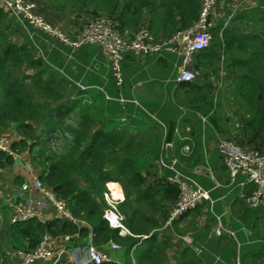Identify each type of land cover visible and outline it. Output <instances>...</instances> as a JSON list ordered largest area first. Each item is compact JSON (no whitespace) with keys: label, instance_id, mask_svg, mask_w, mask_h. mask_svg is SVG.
Returning <instances> with one entry per match:
<instances>
[{"label":"crops","instance_id":"crops-1","mask_svg":"<svg viewBox=\"0 0 264 264\" xmlns=\"http://www.w3.org/2000/svg\"><path fill=\"white\" fill-rule=\"evenodd\" d=\"M32 1L35 3L36 12L49 24L69 29L72 24L79 26L66 9L57 10L48 0ZM235 1L240 2V0ZM244 1L250 3L255 10H259L255 7L258 4L257 0ZM245 15L247 16L245 17ZM262 15L264 16V14ZM262 15L257 16V19L263 18ZM248 17L249 13L241 11L235 18L244 20ZM142 18H144L143 20L147 18L145 11ZM27 27L32 26L27 24ZM222 29L221 27L219 29L221 36ZM38 31L51 58L58 64H54V66L44 53L43 56L54 68L57 67L56 69L63 73L66 80L74 81L80 88H96L104 94V99L108 100V103L104 102L103 107L108 106L112 112L97 119L96 127L105 126L108 129L115 127L114 120H116L117 114L119 116L122 112L117 109L120 106L116 100L117 95L120 94L127 99L133 98L139 102L138 105H135L130 101H125L123 107L126 122L129 125L126 128V134L138 133L139 137L145 141L143 149L139 152L141 158L138 159L140 161L137 162V168L143 177V181L138 187V193L130 188L124 198L121 184L118 181L107 180L104 183L106 197L113 198L118 209L119 204L124 200L127 205L125 212H119L123 217L122 222L128 230L123 235L146 230L147 234L154 233L155 240H160L159 233L166 234L167 236H163V238L168 239L169 246L178 249L186 245L181 243L177 237V232L182 231V234L191 238L193 244L201 246L199 255L202 258V264H229L235 259V256H239L242 264H264V214H259L256 210L260 207L252 209V207L240 206L235 188L240 186L238 182L242 176L237 174L236 182L227 184V171L222 165L216 149L218 137L223 136L236 141L244 140L241 133L236 134L231 129L224 127L225 122L222 121V90L217 96L218 88L216 86L220 81L219 77L222 80V65L210 60L207 55L201 57V54L198 53L189 64L195 70L196 78L184 86L182 83L174 81L173 66L178 59L172 52L162 50L160 53H148L139 57L135 52L127 50L123 54L121 68L124 85L118 88L114 84L109 65L106 64L102 53L100 54L98 43L91 50L81 52L80 49L71 50L59 39L49 37L41 30ZM158 32L164 34L162 31ZM206 47H204V51ZM195 64L200 68L199 71L194 68ZM212 71L216 73L213 74ZM228 76L233 77V74L230 73ZM206 98L212 100V106L208 104V101H205ZM200 116H205V120H202ZM209 116H211V121ZM169 118L174 120V128L170 141L165 142L164 135ZM151 119H156L157 122H153ZM2 134L12 143L16 140V133L12 129H8ZM184 144L188 145L187 149L183 148ZM149 146L152 149H147ZM19 152L21 153L20 158H29L25 150H19ZM0 158L12 157L8 155V157L0 156ZM170 163L171 167H169ZM0 164H2L0 170V212L2 215L0 238L5 240V244L10 248L7 234L9 221L5 225L3 224V213H7L8 216L13 207L24 200L17 198L10 201L9 196L17 191L19 184L28 177L21 160L5 162L0 160ZM35 171L38 174L36 169ZM176 171L181 173L188 182L198 183L207 188L212 202L203 201L201 203L203 206L195 210L197 212H190L191 209L185 211L171 223V226L161 228L163 221L159 226L154 224L161 219L155 202L160 199V205L164 203L165 209L169 207L172 199L162 198L163 193L161 192L163 186L170 183L169 178ZM249 187L250 184H243L245 190ZM36 195V191L30 189L25 192L24 198H32ZM246 208L252 209H249L247 223L240 218V214ZM225 210L228 213V221L224 217ZM49 214L47 212L45 218L49 217ZM214 214L223 216L224 226L232 230L233 235L224 230L220 235L214 234L212 226L209 225V216L213 217ZM77 221L87 225L86 232L83 234L72 233L68 240L51 238L48 241V247L52 253L35 264H79L84 259L85 247L88 242H92L91 230L83 220L77 219ZM232 224H235L236 227L233 228ZM238 227L240 233L236 235ZM143 236L146 237V234L142 233L141 237ZM109 241L112 240L97 245L108 252L112 261L123 264V250L121 247L111 249ZM143 245L144 242L140 241L136 246L131 247L129 255L133 260L138 258V253L143 249ZM168 254L172 255L173 253L168 252ZM7 260L8 257L4 250V257L0 258L2 264H19V258L14 251H10L9 262ZM130 262H132L131 259Z\"/></svg>","mask_w":264,"mask_h":264},{"label":"trees","instance_id":"trees-1","mask_svg":"<svg viewBox=\"0 0 264 264\" xmlns=\"http://www.w3.org/2000/svg\"><path fill=\"white\" fill-rule=\"evenodd\" d=\"M51 1L55 9L62 10L69 8L66 6L69 3L82 5L92 0ZM257 1V7L259 10L261 8L264 14V0ZM104 3H108V0H104ZM110 7L111 11L118 7V11L112 16L116 19L121 33L123 28L130 24L136 28L139 24L145 23L154 34L167 36L176 28L185 27L196 20L199 0H112ZM144 11L147 15L146 20L142 18ZM113 12H110V15ZM6 19L7 12L0 6V134L8 129L16 133L13 146L27 152L29 161L38 172V177L54 195L65 201L68 210L76 219L83 220L90 226L92 243L97 245L108 240L120 242L124 261L126 264H131L129 251L132 245L136 246L143 241L144 247L138 253V258L134 260L135 264H147L152 254L162 249L165 240L161 239L159 240L161 242H157L154 233L147 234L146 230L133 232L131 235H119L117 229L110 227L101 216L106 207L103 191L107 180H116L121 184L124 198L130 188L138 193L143 177L137 168V162L140 161L138 158H141L139 152L143 149L144 139L140 138L138 133L126 134L129 125L121 105L117 107L119 112L120 110L122 112L119 116L117 114L113 129L105 126L96 127L97 119L112 112L108 106L103 107L104 102L108 103V100L104 99V94L93 87L80 88L74 81L66 80L63 73L54 68L46 57L34 56L30 50L31 41L26 31V29L30 30L29 27L24 32L27 42L10 39L4 30L9 28L11 20L6 21ZM216 25L218 24L215 23L209 28L211 38L209 42L216 38ZM221 34L222 41L218 39L214 40V43L218 44V48L221 47L223 52L233 48L239 51L246 50L245 41L248 37L246 32L232 27L222 29ZM207 47L205 51L203 48L196 55L198 53L201 57L207 55L213 61L218 52L216 55L209 53ZM258 51L254 49L250 54L253 56ZM249 59L250 56L232 55L227 62L228 66H235L239 70L236 76L239 82L253 71V69H250V72L244 69L250 63ZM43 66L59 76L56 78L57 82L52 72L43 76L45 71ZM121 77V84L116 85L118 88L124 85L122 72ZM60 78L66 80L70 91L74 93L72 97L68 95L65 86L57 88L58 82L62 83ZM179 83L188 85L184 81ZM205 101H208L210 106L213 105L210 98L208 100L206 98ZM130 103L139 104L133 101ZM120 116H123V119H120ZM209 120L211 121V116ZM151 121L157 122L156 119ZM242 126L250 131L255 130L256 127L264 131L263 102L256 105L253 115L248 119L247 124ZM147 149L152 148L149 146ZM0 156L8 157L3 152H0ZM9 160L10 158H3L2 161ZM161 193H163L162 198L173 200L177 187L172 183L165 184ZM156 202L161 219L154 224L159 226L165 218L167 209L164 203L159 204L160 199ZM126 207L124 200L119 204L120 210L116 208L119 212H125ZM249 209L251 208L244 209L240 214V218L245 223L250 214ZM87 229L86 224L68 219L51 217L41 222L36 218H28L9 222L8 245L10 251L15 249L11 246V242L14 241H17L15 243L21 248H31L44 232L50 235L83 234ZM142 233H145L146 237H141ZM173 257L175 258L173 264H202L200 255L195 254L188 244L183 245L179 249L178 256ZM97 264L117 263L102 261Z\"/></svg>","mask_w":264,"mask_h":264},{"label":"built area","instance_id":"built-area-1","mask_svg":"<svg viewBox=\"0 0 264 264\" xmlns=\"http://www.w3.org/2000/svg\"><path fill=\"white\" fill-rule=\"evenodd\" d=\"M216 1L199 0L196 20L185 27L176 28L167 36L154 34L145 23L139 24L133 34L124 35L119 31L117 21L111 15L96 14L86 21L78 32L68 37L59 27L49 24L36 12L35 3L32 0H0V6L7 14L15 17L24 27L30 24L34 28L45 32L49 37L59 39L70 48H77L85 42L98 43L100 51L108 59L114 84L120 85L122 82L121 64L123 54L127 50L135 52L139 57H143L148 53L156 54L162 50H168L175 54L178 59L173 66L174 81L188 82L195 79L196 72L189 64L195 54L209 43V28L215 25ZM26 31L28 32L29 30L26 29ZM31 33L32 31L28 32L29 36H31ZM116 100L122 108L125 101L136 103L135 99H127L120 94L116 96ZM200 117L205 120V116ZM120 119H123V116H120ZM183 148L187 149L188 145L184 144ZM216 149L220 156V161L227 171V184L236 182L237 174L242 176V179L238 182L240 186L236 194L238 202H241V204L239 203L240 206L264 207V148L243 146L239 141L222 136L218 137ZM0 152L11 156L10 160L12 161L21 160L28 177V179L23 180L19 184L18 190L9 196L10 201L17 198L24 199L16 204L9 213L8 221L10 223L28 218H36L43 222L51 217L77 221L68 210L65 201L54 195L49 187L38 177L29 158H20L21 153L4 134H0ZM0 159L3 160V158ZM169 167H171V163ZM1 169L2 164H0ZM169 182L177 187V193L167 208L161 228L171 226L173 220L180 214L201 204L203 201L212 202L207 188L198 183L188 182L178 171L169 178ZM245 183L250 184L247 190L243 188ZM30 189L35 190L37 195L25 199V192ZM103 197L106 207L102 211V218L110 227L117 229V234L123 235L128 232L122 222L123 217L115 206L114 199L106 197V191L103 192ZM47 212L50 214L49 217L45 218ZM1 218L0 212V220ZM213 222L212 228L215 235H220L223 230L233 235V231L224 226L221 215L214 214ZM70 237V233L50 235L44 232L33 247H20L13 251L19 258V264H35L38 260L52 253L48 247V241L51 238L68 240ZM181 239L195 252L200 251V247L193 244L188 235H182ZM109 246L111 249L120 248V245L113 240L109 241ZM102 261H112V258L107 251L92 242H88L85 247L84 259L79 264H97ZM72 262L75 263L73 260Z\"/></svg>","mask_w":264,"mask_h":264},{"label":"rangeland","instance_id":"rangeland-1","mask_svg":"<svg viewBox=\"0 0 264 264\" xmlns=\"http://www.w3.org/2000/svg\"><path fill=\"white\" fill-rule=\"evenodd\" d=\"M48 1H51V0H48ZM53 1L63 2L64 0H53ZM111 4H112V0H108V3H104V0H92L82 5L76 4V3H69L66 5L67 7H69V8H66V10L68 14L71 15L72 19L74 21H77L79 26H77L76 24H72L71 25L72 27L70 29L64 28V27L62 28V26H57V27H59L60 30L65 33L66 36L71 37L76 32H78V30H80L83 24L86 21H88L91 17H93L94 15L96 14L110 15V12L112 11L114 12L111 14V16L115 15L116 12L118 11V7H116L114 10L111 11V7H110ZM241 11L247 12V14L249 13V17L245 18L244 20H237L235 17ZM215 12H216L215 21H216V24H218L216 25L217 26L216 38L215 39L213 38V41L210 40L209 44L207 45L208 46L207 50H210L209 53H212V54L214 53V55H216V52H218V54L214 57L213 61L218 62L217 63L218 65H222V80H221V77H219L220 81L218 84H216V86L218 88L217 96H219L220 94L219 91L221 92L222 90V121L225 122L224 127L231 129L236 134L241 133L244 137V140H241L240 143L243 146L254 145L255 147L264 148V138H262L264 136V131L258 127H256L255 130L250 131L242 126V124H247L248 119H250L254 113V109L256 105L259 102L264 103V16L262 15L263 13L261 12V8H260V11L255 10L254 7H252L250 3L244 0H240V2H236L235 0H217L215 4ZM256 13H258V15H256ZM260 15H262L263 18H259L258 20L257 16H260ZM246 16L247 15H245V17ZM112 17L114 18V16ZM9 19L11 20V25L9 26L8 29L6 28V30H4V32L7 33V36L10 39H13L15 41L27 42V37L24 33L26 32L25 31L26 26L24 27L15 17H12L11 15L7 14L6 21H8ZM223 25H225L224 29L233 27L237 29L238 31H244L248 34V37L245 41V44L247 46L245 51H239L233 48L227 52H223L221 49L218 48V44H215L214 40H218V39L219 41L222 40V36L219 34L218 26L219 28L221 27L222 29ZM32 27L29 28L30 29L29 31H33L31 33V36H29L30 41H31V46H32L30 47L32 54L34 56L36 55L43 56V53H44L45 56L49 59V61L53 65L54 64L57 65L58 62L51 58V54H49L48 48H46V46L44 45V42L42 41V39H40L39 31ZM136 28H134L133 25L130 24L123 28L122 34L131 35L133 34ZM95 44L97 43L85 42L81 44L79 48L78 47L71 48V50L80 49L81 52L86 51V50L89 51L94 46H96ZM254 49H258L259 51L255 55L252 56L250 53ZM101 53L102 51H100V54ZM102 55L106 61V64H108L107 57L103 53ZM232 55H239L242 57L250 56V59H249L250 63L247 66H245L244 69L247 71L249 70V72H250V69H253V71H251L250 74H248V76L245 77L244 80L240 82L236 78L237 76L236 74H239V70L235 68V66H230V67L227 66V62L228 60H230V57ZM195 57H196V54L194 58ZM43 68L45 69V71L43 72V76H46L49 74V72H52V74L56 76L55 82H57L56 78L57 77L59 78V76L53 71H51L50 69H48L46 66H43ZM121 68H122V64H121ZM194 68L198 71L200 70V68L196 64ZM217 71H218L217 74L219 75L218 67H217ZM63 72L66 73L65 71ZM211 73L215 74L216 72L212 71ZM230 73L233 74V77L228 76L230 75ZM61 81L62 83L58 82L57 88L60 89L65 86V88L68 89V90L66 89L68 95L72 97L74 93L70 91V88L66 80L61 79ZM212 95H213V91H212ZM238 189L239 187L235 188L236 194H237ZM239 203L241 204L240 201ZM201 206L203 205L199 204L191 208L190 212H197L195 210L200 209ZM256 210H258L259 214H264V207H260L259 209H256ZM3 214H4L3 224L5 225L8 221V216H7V213H3ZM213 224H214L213 217H211L210 215L209 225L212 226ZM231 226L233 228L236 227L235 224H232ZM177 233H178L177 237L180 239L181 243L186 244L181 239V236L184 235L182 234L183 232L179 231ZM239 233L240 231L238 227L236 229V235H239ZM159 234L161 236L160 240L161 239L165 240L164 245L162 249L160 248L159 250L155 252V254L154 253L152 254V258H150V262H148L147 264L152 263V261H154L153 264H173V261L175 259L173 256H175V254L176 256H178V252L180 248L178 249L172 248L171 245L169 246L170 243L168 244V239L163 238V236H167V235L166 234L161 235V233ZM15 242L17 241H14V243L11 242V246L13 247V249L20 248L19 244ZM157 242H161V241L158 240ZM117 243L121 247V243L120 242H117ZM2 247L0 244V258L4 257ZM199 247L201 251V246ZM192 251L197 255L200 254V251L195 252L193 249ZM168 252L170 253L172 252L173 254L169 255ZM130 259L132 261L131 264H135V261L132 259L131 256H130ZM235 263L242 264L240 263L239 256H235V259L232 260L229 264H235ZM0 264H2V261H0ZM123 264H126L125 261Z\"/></svg>","mask_w":264,"mask_h":264},{"label":"water","instance_id":"water-1","mask_svg":"<svg viewBox=\"0 0 264 264\" xmlns=\"http://www.w3.org/2000/svg\"><path fill=\"white\" fill-rule=\"evenodd\" d=\"M173 128H174V120L172 118H169L167 120V124H166V131H165V135H164V141L165 142H169L172 136V132H173ZM224 217L226 219V221H228V213L225 210L224 211ZM0 243L3 246L4 250L6 251L8 260L7 262H9V255H10V250L8 248V246L4 243V241L0 238Z\"/></svg>","mask_w":264,"mask_h":264}]
</instances>
